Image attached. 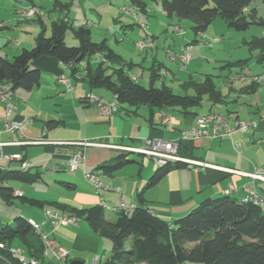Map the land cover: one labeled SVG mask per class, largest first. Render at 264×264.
I'll return each mask as SVG.
<instances>
[{
	"label": "crops",
	"instance_id": "obj_1",
	"mask_svg": "<svg viewBox=\"0 0 264 264\" xmlns=\"http://www.w3.org/2000/svg\"><path fill=\"white\" fill-rule=\"evenodd\" d=\"M8 1L13 4V7L9 6L5 20L0 21L2 28L0 31V57L2 58L12 60L23 50L32 49L42 27H45L49 33L46 25L47 19L54 22L65 18L75 29L82 26L90 28L94 42L107 41L110 48L119 54L126 64H132L129 74L139 84L140 78L137 69L148 71L150 84L151 70L154 67L160 70L161 78L156 83L158 87L163 84L168 86L169 82L177 81L183 89V85L191 80L203 81L195 80L192 76L188 80H181L179 72L185 70L182 69V71L177 63L169 61L167 56L169 50L180 53L182 49L188 48L189 52L197 43L191 41V37H187L188 35L181 28L185 22L169 18L163 9L161 19L157 21L154 19L150 21L152 18L148 15V6L147 11L142 12L145 14L144 17L138 15L137 12L139 26H147V29L141 27L134 29L132 24L136 22L134 16L122 17L123 15H117L116 12L112 16V26L102 27V16L97 12L99 19H96L93 8L88 5L89 0L86 1V10L83 16L78 14L74 16L76 13L73 12V4H69L65 0L61 1L69 5V10L64 14L54 10L46 11L40 6L39 0ZM33 6L44 9L46 16L39 19L23 20L20 11ZM154 23H157V29L154 28ZM178 28L182 29V34L177 31ZM190 28L192 29V24ZM162 38H166L168 43L166 44L165 41L160 44ZM11 40L16 43L11 44ZM140 42L154 43V48L143 50L138 46ZM149 50L153 53L151 61L149 60ZM160 56H166V64L159 61ZM257 57L256 62L261 65L257 69L250 68L254 58L239 60L236 63L228 62L222 67L233 76V79L229 77L227 79L230 84L228 94H224L222 90L218 89L224 97L222 104L215 105L209 102L208 106H200L188 111H183L180 108H165L155 109L153 112L148 106L137 108L123 106L120 107L119 112L110 117L101 115L95 106L85 102V98L91 94L100 96L105 101H112L114 96L111 92L104 89H92L84 80V71L77 77H73L69 66L55 58L42 57L33 64V67L40 70L42 74L40 86L30 91L19 89L14 93L12 101L14 112L11 120L24 123L20 131L16 133L6 131L4 125L6 107L0 100V144H3L0 146V180L3 175L9 172L22 171L21 164L25 162L32 166L29 170L31 173L39 174V179L35 183L45 181V178L65 186V184H69L66 183L67 179L65 178L69 176L67 162L76 151L82 150L85 154V162L82 167L84 173L93 172L100 165L112 163L122 153L112 148L86 146L85 143L100 142L113 146L138 148L147 138L166 141L181 140L182 133L190 130L198 117L210 113L228 117L231 125L237 119L257 121L259 125L257 129L246 133L236 132L232 138L185 140L180 147L182 159L251 173L254 167L264 165V140L256 139L258 134L264 131V119L262 118L264 115V85L258 86L251 82V77L264 72V61H259ZM100 60L101 57H94L91 61L92 66L97 65ZM86 63L85 61L80 67L85 68ZM61 77L70 81L73 88L71 92L59 83ZM141 77L144 78L143 73ZM246 100L251 104L245 102ZM167 117L170 118L168 122L165 121ZM52 121L56 122V126L48 128L47 123ZM74 130L78 136H74ZM69 133H72L73 136L70 137ZM79 139H85L86 142ZM236 144L241 145L240 152L236 150ZM14 156L20 157L21 160H13ZM129 165H132L131 169H127ZM129 165L123 167L113 176L98 174L102 182L113 188H119V192L103 190L97 194L89 182L80 186L76 180L73 183L76 188L72 191L77 192V196L64 197L59 200H37L27 196L24 187L13 183L16 181L4 184L12 187L15 195L20 193L24 197L39 202H59L77 209L96 207L104 201L111 209L124 203L126 209L133 210L138 203V195L143 192L145 206L170 224L187 215L207 199L230 195L226 192L230 185L238 189L231 197L240 201L246 194L245 188L250 185V179L247 177L187 164L186 168L171 171L156 186L146 188L151 176L155 173V167L150 164L146 165L144 160L139 161V159ZM257 187L261 189L263 185L258 183ZM17 201L24 204L19 198H15L12 204L7 205L0 198V230L6 225L14 224V220L20 215L30 222L32 220L41 223L48 210L64 213L49 205L43 208L33 206L40 210L29 209L24 205L17 208ZM105 212L109 221H114L120 213L109 209H105ZM65 213V215L70 214V212ZM35 222L31 223L35 224ZM75 224L77 225L64 224L54 228L45 227L44 231L68 250V264H93L96 257L97 264H102L110 255L112 243L96 234L85 219L80 218V221ZM36 238L38 237L36 236ZM38 241H40L39 238ZM15 242H17L16 246ZM11 247H20L28 254L20 240H15ZM43 264L60 263L52 257H47Z\"/></svg>",
	"mask_w": 264,
	"mask_h": 264
},
{
	"label": "trees",
	"instance_id": "obj_2",
	"mask_svg": "<svg viewBox=\"0 0 264 264\" xmlns=\"http://www.w3.org/2000/svg\"><path fill=\"white\" fill-rule=\"evenodd\" d=\"M130 1L138 10L147 11L145 0ZM155 1L161 3L169 18L189 21L196 37L204 35L218 18L238 32L248 30L252 24L264 27L256 10L246 14V10L256 0ZM53 10L64 14L69 10V5L61 0H54ZM1 29L0 26V31ZM68 30L72 31L78 46H67L65 37ZM195 43H199L197 38ZM245 44L251 51H259L257 58L264 61V37H254ZM42 57H52L69 66L73 77L84 71L87 84L92 89L111 92L120 107L148 106L152 112L165 108L188 111L202 106L205 98L215 105L224 102V97L211 76H206L202 82L191 80L185 83L183 89L186 94L179 95L164 84L156 86L161 76L160 70L154 67L149 87L140 85L129 74L132 64H126L107 41L94 42L90 28L82 26L75 29L65 18L52 23L50 37L47 36V29L42 27L32 49L23 50L13 60L0 57V88L10 85L15 93L19 89L30 91L40 86L42 74L33 64ZM94 57H101V60L92 66ZM85 61L86 66L82 69L80 65ZM116 66L121 68L115 71ZM47 126L53 128L56 122H49ZM130 155L123 152L112 163L100 165L92 173L113 176L123 167L136 162ZM187 166L184 162H175L158 167L146 188L156 186L171 171ZM38 179L39 174L24 170L3 175L0 180L1 200L10 205L15 198H19L24 204L41 208L49 205L64 212L62 214L70 212L71 217L85 219L96 234L112 243L110 255L102 264H264V212L259 206L244 204L231 195L207 199L170 224L145 206L141 192L133 210L120 212L114 221H109L101 205L77 209L59 202H39L21 194L15 195L14 189L4 184L9 181L32 184ZM65 186L71 190L76 188L74 184ZM33 226L34 223L20 215L14 220V224L6 225L0 230V264H22L10 250L15 240L24 244L30 257L43 258L44 246L38 241L39 237L34 233Z\"/></svg>",
	"mask_w": 264,
	"mask_h": 264
},
{
	"label": "rangeland",
	"instance_id": "obj_3",
	"mask_svg": "<svg viewBox=\"0 0 264 264\" xmlns=\"http://www.w3.org/2000/svg\"><path fill=\"white\" fill-rule=\"evenodd\" d=\"M39 1H40V6H42L46 11L53 10L54 0H39ZM65 1L69 4H73V7H72L73 12L76 13L74 16H77V14L79 16H83L84 11L86 10L87 0H65ZM8 2H9L8 0L7 1L0 0V21L5 20L6 11L9 12V6L13 7V4L8 3ZM145 3L149 7L148 15L152 18L150 19V21L153 19L155 21L160 20L162 17L161 16V13H162L161 3L154 1V0H145ZM88 5H90L91 8H93L94 10L93 13L96 15L95 16L96 19H99L97 12L101 14L102 27L112 26V21H113L112 16H113V13L115 12L117 15H123L122 17H126V15H124L122 12L123 8L132 9L135 11L136 15L138 12V15L142 17L145 16V14H143L142 11L132 6L130 0H89ZM38 8H41V7H38ZM44 9L42 10L44 11ZM252 10H256L258 18L262 19L264 22V3L263 1L256 0L251 5V7L246 10V14L249 15L252 12ZM44 13L46 14L45 11ZM52 22H53L52 20L47 19L46 25L49 30V33H47L48 37L51 36ZM95 22L98 23V21H95ZM182 22H185V25L182 26L181 28L185 31V34L188 35L187 37H191V41H195L197 38L199 43L197 44L194 43L195 45L193 46V48L189 50L188 54L191 56L192 60L187 66L183 68L182 66L177 64V66L181 70L182 69L185 70L184 72L178 71L181 80H188L192 76L193 79L202 81L205 79L206 76H212L214 83L218 87V89L222 90L224 94H228V90H229L228 87L230 86V84L227 81V79L228 77L233 79V76H231L228 71H225L224 69H222L223 66H225L228 62L236 63L239 60H247V59H253V58L254 59L251 62L250 68L255 67L254 69H257L261 66L257 64L256 62V57L259 51L257 50L251 51L249 46L245 44L246 41H250L254 37H260V38L264 37V27L261 26L260 24H252L248 30L243 31V32H238L230 28L224 20L218 18L213 22V24L209 27V29L204 35H200L196 37L193 30L190 28L191 23L189 21H182ZM132 24L134 25L133 26L134 29H140V26L138 23L135 22ZM156 24L154 23V28L157 29L158 25ZM165 39L166 38H162L160 44H163L165 41L167 44L168 40L167 39L165 40ZM65 42L67 46L69 47H76L79 45L77 40L74 38L71 30H68L67 32L66 37H65ZM160 44H159V47L161 49L162 47ZM161 53H163V50H161ZM152 55L153 53H151L149 50V60L150 61L152 60ZM167 56L170 59L168 53H167ZM159 61L164 62V63L167 62L166 56H160ZM120 68L121 66H116L115 71L119 70ZM82 69H84V67H82ZM137 71L139 73L138 76L140 78V85L144 87H149L148 71H142L140 69H137ZM142 73L144 74V78L141 77ZM168 86L172 89V91L175 94H179V95L186 94L185 90H183L180 87V83L177 81L174 83L169 82ZM245 102L250 103L248 102V100H246ZM208 105H209V101L207 98H205L202 103V106L205 107ZM208 115L209 114L201 116V117H207ZM73 134L74 136H78V133L76 131L73 132ZM73 134L69 133L68 135L72 137ZM256 139L264 140V131L260 132L258 136L256 137ZM79 140L86 142L85 139H79ZM130 158L133 160L139 159V161L144 160L146 165L150 164L153 167H155V171L158 168V166L154 162H152L151 160L147 158H142L135 154L130 155ZM136 167H139V165H136ZM131 168H132V165H129L127 167V169H131ZM21 169H22V166H21ZM87 173H90V172L84 173L83 168H81L75 173L69 172V176L65 177L67 179L66 183L73 184L77 180V183L80 186H84L88 183L87 178H86ZM44 180L45 181H40V182L32 183V184L24 183V182H13V183L24 187V190H26L25 192L27 196H31V198H34L37 200H59L60 198H64V197L66 198L73 197V196L75 197L78 194L77 192H73L68 187H65L59 183H55V181L52 179L47 180L44 178ZM16 204H17V208L24 205L29 209L40 210L39 208L33 207L30 204H21L20 201H17ZM106 212L110 213L108 211ZM31 222L33 221L31 220ZM14 245L16 246L17 242H15ZM186 264H200V263L187 262Z\"/></svg>",
	"mask_w": 264,
	"mask_h": 264
},
{
	"label": "built area",
	"instance_id": "obj_4",
	"mask_svg": "<svg viewBox=\"0 0 264 264\" xmlns=\"http://www.w3.org/2000/svg\"><path fill=\"white\" fill-rule=\"evenodd\" d=\"M38 9L41 8H37V7L26 8L20 11V14L38 16ZM122 12L124 15L134 16L136 22H138L139 24L137 15L134 14L132 9L123 8ZM45 16H40V17H45ZM140 27L143 29H147V27H142V26ZM10 42L11 44L16 43V41L14 40H11ZM138 46L139 48H143V50H147L154 48V43L140 42ZM167 53L172 57V60H177V64H179L180 66H187L192 60L191 56L188 54V48L182 49L180 53H175L170 50ZM259 79L260 78H258L257 80ZM59 83H62V85H64L68 91L71 92L73 90L70 81L68 79L61 77L59 79ZM13 98H14V91H10V87L9 89H0V100L6 107V117L4 119V125L6 131L10 133H16L20 131L24 126L23 122H15L11 120L12 114L14 112L12 106ZM85 102L95 106L98 109L99 113L104 116L110 117L116 114L117 112H119L117 105L113 103V101H105L100 96H91L90 94L85 98ZM262 118L264 119V115L262 116ZM165 121L166 122L170 121V118L167 117ZM258 125L259 122L257 121L255 122V121H241V120H236L231 125L230 120L224 119L223 115H216L214 113L212 114L210 113L207 117H198L196 119L195 125L190 130L184 131L182 133L181 140L166 141L163 139L147 138L143 140V143L138 148L113 146V145L103 144L100 142L85 144V145L102 147V148H112L122 153L123 152L130 153L131 155L135 154L137 156L147 158L154 163H163V159L165 158H182L180 155V147L182 142L185 140L232 138L234 133L236 132L246 133L248 131L257 129ZM0 146H3V144H0ZM235 148L238 152H240L241 145L236 144ZM12 159L21 160L20 157L18 156H14L12 157ZM84 162H85L84 152L82 150L76 151L75 154L67 162V170L71 173H75L84 166ZM184 163L192 166L217 169L224 171L226 173L249 178L250 185L245 188L246 191L245 195L250 196L251 204L259 206L261 209H264V165L261 167H254L251 173H244L241 171L221 168L215 165H211L209 163L192 161L185 158H184ZM21 166L32 168V166H30L28 163L25 162H22ZM86 178L97 194H100L103 190H115L117 192L120 191L119 188H113L111 187V185L102 182L100 176L97 173H92V172L87 173ZM258 183L262 184L263 188L259 189L257 187ZM237 191L238 189L235 186L230 185L226 192L235 193ZM101 206L104 209L115 210L119 212L131 211L130 209H126L124 203H121L120 206L117 208L111 209L105 204L104 201H102ZM35 223L37 225V228L40 229L44 237L49 242V246H50L49 257H52L60 264H68V256H69L68 250L64 246H62L56 239L52 238L49 234H47L44 231L45 227L54 228L60 225L68 224V219L60 218L56 216L53 212H47V215H44L43 222L41 223L35 222ZM68 225H77V224H68ZM10 250H12V252L15 255L23 256L24 261L27 262V264H43V263H38V258L30 257L26 253V251L20 247L11 248ZM93 264H97V257L94 259Z\"/></svg>",
	"mask_w": 264,
	"mask_h": 264
},
{
	"label": "bare ground",
	"instance_id": "obj_5",
	"mask_svg": "<svg viewBox=\"0 0 264 264\" xmlns=\"http://www.w3.org/2000/svg\"><path fill=\"white\" fill-rule=\"evenodd\" d=\"M33 7H36V6H33ZM32 8V7H30ZM38 8V7H37ZM135 14V11L132 10ZM45 13L42 9H38V16H34V15H26V14H20L21 18L23 20H30V19H39V18H42L40 16H44ZM143 26V25H142ZM178 32H181V34L183 33L182 29L181 28H178L177 29ZM143 49V48H142ZM169 55V54H168ZM170 57V61L173 62V63H177V60H172V57L169 55ZM183 68L185 66H182ZM258 78H260L259 80H257ZM135 82H137L136 79H134ZM251 81L258 84V85H264V72L261 73L260 75H257V76H254L253 78H251ZM62 84V83H61ZM10 87V91H13L11 86L10 85H6V86H3L1 87L0 89H9ZM91 96H97V95H91ZM113 103H115L117 105V108L120 109V105L118 103V101L114 98V100H112ZM216 115H219V114H216ZM224 119H227L229 120L228 117L224 116ZM238 120V119H237ZM240 120V119H239ZM175 162H184V159L182 158H165L163 159V163H155L158 167H163V166H166L168 165L169 163H175ZM22 169L24 171H29L31 168L30 167H22ZM229 193V192H228ZM230 195L234 194V193H229ZM241 202L244 203V204H251V198L250 196L248 195H244L242 198H241ZM262 211L264 212V209H262ZM47 212H53L56 216L60 217V218H64V219H68V224H75V223H78L79 219L76 218V217H71V216H68V215H65V214H60V213H57L55 211H51V210H48L46 211L45 215H47ZM33 225V224H32ZM33 230H34V233L39 237L40 241L43 243V246H44V252H43V258L42 259H38V263H43L44 259L49 257V253H50V246H49V242L47 241V239L44 237L43 233L40 231L39 228H37V225L36 223L34 224L33 226ZM12 251V250H11ZM12 254L14 255V257L16 259H18L22 264H27V262L24 261V258L23 256H19V255H15L13 252ZM97 263H98V260H97Z\"/></svg>",
	"mask_w": 264,
	"mask_h": 264
},
{
	"label": "water",
	"instance_id": "obj_6",
	"mask_svg": "<svg viewBox=\"0 0 264 264\" xmlns=\"http://www.w3.org/2000/svg\"><path fill=\"white\" fill-rule=\"evenodd\" d=\"M74 264H81V263H74Z\"/></svg>",
	"mask_w": 264,
	"mask_h": 264
}]
</instances>
